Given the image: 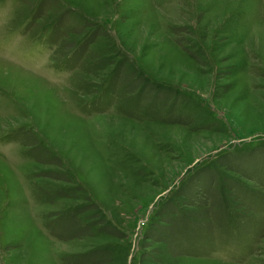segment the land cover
Returning <instances> with one entry per match:
<instances>
[{
	"label": "rangeland",
	"instance_id": "1",
	"mask_svg": "<svg viewBox=\"0 0 264 264\" xmlns=\"http://www.w3.org/2000/svg\"><path fill=\"white\" fill-rule=\"evenodd\" d=\"M0 264H264V0H0Z\"/></svg>",
	"mask_w": 264,
	"mask_h": 264
},
{
	"label": "bare ground",
	"instance_id": "2",
	"mask_svg": "<svg viewBox=\"0 0 264 264\" xmlns=\"http://www.w3.org/2000/svg\"><path fill=\"white\" fill-rule=\"evenodd\" d=\"M11 69H12V67H11Z\"/></svg>",
	"mask_w": 264,
	"mask_h": 264
}]
</instances>
